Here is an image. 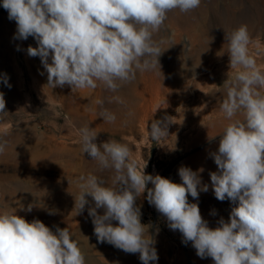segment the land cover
Returning a JSON list of instances; mask_svg holds the SVG:
<instances>
[{"label":"clouds","instance_id":"9594fccd","mask_svg":"<svg viewBox=\"0 0 264 264\" xmlns=\"http://www.w3.org/2000/svg\"><path fill=\"white\" fill-rule=\"evenodd\" d=\"M201 2L2 0V7L16 23L14 39L32 37L36 41V47L28 46L27 54L40 58L47 86L67 85L72 92L102 88L108 95L97 100V117L115 124L117 114L107 105L127 106L120 92L136 80L137 73L152 72L163 80L159 57L166 49L155 36L165 30L168 14L173 10L190 13ZM224 32L223 47H227L223 53L228 54L234 74L223 82L219 108L227 123L217 135L218 149L209 154L217 166L209 176L215 198L234 205L228 220L220 218L215 228L209 227L198 203L189 202V196L198 201L200 193L209 190L200 175L203 168L193 171L180 166V183L146 174L147 162L141 166L128 144L110 138L98 144V133L90 123L76 128L82 154L95 161L100 171L112 173L110 183L94 174L77 179L78 194H71L77 215L89 205L86 197H91L94 206L88 207V215L97 241L127 254L138 253L142 264L158 260L155 236L149 233L151 225L141 223V206L137 204L145 192L148 203L166 218L168 227L182 234V243L191 242L201 259L211 258L213 264H264V68L258 66L250 50L252 37L247 25ZM0 82L11 87L6 75ZM5 105L0 92V114L7 113ZM173 118L152 119L149 139L169 137ZM6 148L7 141L0 136V155ZM34 206L29 204L26 210L31 212ZM98 209H103V214ZM0 264L87 261L67 227L57 226L53 231L39 219L29 222L17 211L0 209Z\"/></svg>","mask_w":264,"mask_h":264},{"label":"rangeland","instance_id":"374dc122","mask_svg":"<svg viewBox=\"0 0 264 264\" xmlns=\"http://www.w3.org/2000/svg\"><path fill=\"white\" fill-rule=\"evenodd\" d=\"M241 24L247 25L252 37L250 50L258 66L264 68V0H202L190 13L170 12L165 30L155 36L166 49L159 57L163 80L152 72L137 73L136 80L120 92L127 106L107 105L117 114L115 124H110L97 117V100L108 95L102 88L72 92L67 85L47 86L40 58L27 54L28 46L36 47V41L32 37L14 39L16 23L9 20L0 0V77L6 75L11 85L0 82L7 112L0 114V136L7 141L5 154L0 155V209L17 211L29 222L39 219L53 231L57 226L67 227L87 264H142L138 253L127 263L119 257L122 250L97 241L88 215V207L94 206L91 197H86L89 205L82 214L77 215L74 208L79 191L76 181L81 175L94 174L108 183L112 175L100 171L97 163L81 152L76 128L90 123L98 133V144L109 138L128 144L141 166L147 162L146 174L180 183V166L193 171L203 168L200 175L209 190L201 192L198 201L189 196V202L198 203L209 227L215 228L220 218L228 220L234 205L215 198L209 173L217 166L209 154L218 149L217 135L227 123L219 108L223 82L234 74L228 54L223 53L227 47H223L224 30L230 32ZM165 115L174 117L170 136L162 141L149 139L151 120ZM60 182L77 192L50 215L44 210L51 206L45 202L50 195L44 189ZM146 195L137 204L141 206V223L151 225L149 233L155 236L158 254V260L149 264H176L179 256L184 264H207V258L203 262L196 255L191 242L182 243V234L168 227ZM29 204L35 205L31 212L26 210ZM97 211L103 214V209ZM87 241L90 247L86 249Z\"/></svg>","mask_w":264,"mask_h":264},{"label":"bare ground","instance_id":"6f19581e","mask_svg":"<svg viewBox=\"0 0 264 264\" xmlns=\"http://www.w3.org/2000/svg\"><path fill=\"white\" fill-rule=\"evenodd\" d=\"M61 186H65L64 189H57L60 188ZM70 187V186H68ZM67 185L65 182H60L58 184H53L52 186H47L44 190L46 194H49L50 197L45 201L46 204H50V208L47 206L44 207V210L46 213H49V211H52L54 208H56L58 205H60L64 200H69L71 199L77 191L74 189H68ZM76 189V187H74ZM73 196H72V195ZM78 194V193H77ZM63 199L62 201H60ZM86 249L90 247L89 242L87 241L85 244ZM119 257L123 260H125L127 263H132L131 261L133 260V255L132 254H127L125 252L119 254ZM178 261L176 264H184L183 259L181 256L179 258L177 257ZM204 262V259H203ZM204 263L207 264H213V261L211 258H207Z\"/></svg>","mask_w":264,"mask_h":264}]
</instances>
